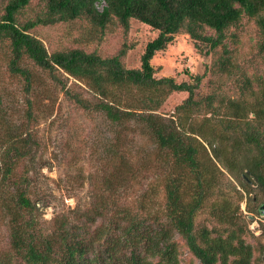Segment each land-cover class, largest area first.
Wrapping results in <instances>:
<instances>
[{
    "label": "trees",
    "instance_id": "16d2710c",
    "mask_svg": "<svg viewBox=\"0 0 264 264\" xmlns=\"http://www.w3.org/2000/svg\"><path fill=\"white\" fill-rule=\"evenodd\" d=\"M33 1L36 10L25 18ZM95 1L5 0L0 42L10 73L33 91V74L21 66L28 60L95 129L86 149L67 158L86 160L89 169L78 165L60 179V192L75 207H53L50 220L44 211L52 207L53 189L35 183L51 180L40 173L50 169L37 155L42 143L29 128L9 137L0 155V213L8 223L0 264H180L176 238L201 264H264V249L248 242V217L259 218L264 205V70L258 67L264 62V0H105L102 13ZM131 20L157 32L139 68L124 65L127 44L110 58L81 49L49 52L31 33L86 21L101 41L109 27L127 34ZM249 25L256 63L252 57L239 61L235 45ZM176 35L218 51L207 72L219 81L206 95L196 93L204 74L180 83L154 76L151 60ZM59 73L88 96L65 89ZM181 92L188 96L171 117L157 113L169 95ZM24 116L29 127L39 121L30 97Z\"/></svg>",
    "mask_w": 264,
    "mask_h": 264
},
{
    "label": "rangeland",
    "instance_id": "374dc122",
    "mask_svg": "<svg viewBox=\"0 0 264 264\" xmlns=\"http://www.w3.org/2000/svg\"><path fill=\"white\" fill-rule=\"evenodd\" d=\"M5 0H0V16L3 13ZM35 2L24 11V17H32L33 10H36ZM24 19V18H23ZM246 31V32H245ZM245 31L241 32L237 38L239 53L238 60L252 57L250 47L254 42V28L249 25ZM35 37L43 41L49 52L62 51L70 49H81L86 52L96 53L103 58H110L118 54L123 44H127L130 49L123 59L127 68H139L140 56L142 55L146 44L157 37V32L150 27L137 21L131 20L127 34L120 27H109L105 30L101 41L100 34L92 28L86 21H75L61 23L50 27H38L31 32ZM189 38L187 35L174 36L172 43L165 50L157 52L151 64L155 69L156 78L172 77L176 82H189L190 77L202 76L200 88L196 91L197 96L206 95L211 89V83L219 81L211 76L207 69L212 65L218 56L217 52H208L204 48ZM242 51V52H240ZM21 66L28 69L33 74V91L26 92L24 80L13 73H10L7 65V49L0 42V155L9 143V137L24 132L27 128L32 131L36 139L42 143L38 151V158H41L46 167L40 173L51 180H38L35 183H45L53 189L54 200L52 207L44 211V219L50 220L53 217V207H63L65 211H70L75 207L72 199L64 198V192L59 188L65 187L64 179L67 175L75 173L78 165H82L87 171L89 166L86 160L83 162L69 161L74 153L86 149V137L93 131L94 125L91 120H87L77 113L76 109L64 99L62 88L50 80L48 75L37 69L28 60H23ZM258 67L264 70V62H259ZM65 83V89L78 92L88 96L87 90L73 79L62 73H59ZM222 80V79H221ZM236 85H228V88L235 90ZM188 94L172 93L168 96L158 114L171 117L175 108L180 105ZM30 97L33 100L34 110L38 118L37 123L31 124V127L25 124V99ZM99 133H104L100 121L95 122ZM92 141L90 135L89 142ZM85 143V145H83ZM38 165L32 166L38 171ZM79 184V183H78ZM237 184V183H236ZM88 184L85 183L80 197H84L85 189ZM258 198L262 199L258 191L254 192ZM245 210V205L242 206ZM245 213V212H244ZM246 215V213L244 214ZM206 214L200 215L199 220L206 219ZM249 230L253 238L249 237L248 242L257 249H264V232L261 225H264V217L249 216ZM180 245V264H201L193 257L180 238H176ZM8 243V223L5 222L0 213V253L7 249ZM256 257L260 252H256Z\"/></svg>",
    "mask_w": 264,
    "mask_h": 264
},
{
    "label": "built area",
    "instance_id": "2783aa9c",
    "mask_svg": "<svg viewBox=\"0 0 264 264\" xmlns=\"http://www.w3.org/2000/svg\"><path fill=\"white\" fill-rule=\"evenodd\" d=\"M94 7L98 13H102L107 7V3L105 0H96L94 3Z\"/></svg>",
    "mask_w": 264,
    "mask_h": 264
},
{
    "label": "water",
    "instance_id": "95a60500",
    "mask_svg": "<svg viewBox=\"0 0 264 264\" xmlns=\"http://www.w3.org/2000/svg\"><path fill=\"white\" fill-rule=\"evenodd\" d=\"M257 211L260 217H264V205L263 204L258 207Z\"/></svg>",
    "mask_w": 264,
    "mask_h": 264
}]
</instances>
